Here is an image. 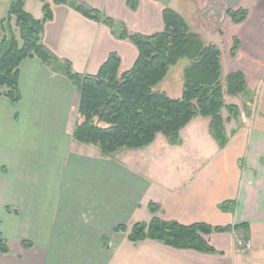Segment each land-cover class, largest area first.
Listing matches in <instances>:
<instances>
[{"label":"crops","instance_id":"0c3cea01","mask_svg":"<svg viewBox=\"0 0 264 264\" xmlns=\"http://www.w3.org/2000/svg\"><path fill=\"white\" fill-rule=\"evenodd\" d=\"M10 1L0 0V23ZM46 1L53 18L44 26L42 43L75 73L95 75L112 53L120 59L119 74L133 67L138 58L133 44L69 5ZM77 1L143 36L160 33L163 10H173L191 32L219 48L220 61L224 46L223 78L241 72L249 93L259 90L258 103L252 96V102L231 97L240 99L229 104L238 107L240 117L228 120L221 111L223 149L209 134L211 120L196 117L180 131L177 145L157 135L145 149L103 159L97 148L73 149L77 94L70 82L38 59L23 62L20 101L13 106L0 97V168L6 169L0 175V233L10 249L0 264H171L172 258L180 264H262L264 0H139L134 12L125 0ZM41 7L37 0L24 3L35 19L42 17ZM223 9H245L247 17L233 24ZM234 38L239 49L231 56ZM224 203L230 205L221 210ZM149 204L158 208L154 215ZM153 217L182 226L247 224L249 230L205 236L218 252L209 255L151 240L130 243L114 231L125 226L129 233ZM23 242L32 247L23 249Z\"/></svg>","mask_w":264,"mask_h":264},{"label":"trees","instance_id":"16d2710c","mask_svg":"<svg viewBox=\"0 0 264 264\" xmlns=\"http://www.w3.org/2000/svg\"><path fill=\"white\" fill-rule=\"evenodd\" d=\"M27 0H11L5 18L0 23V97L16 106L20 101L19 68L27 60L38 59L53 73L65 77L77 94L76 121L72 140L80 145L95 147L103 159H114L120 151L142 150L162 135L170 145L179 143V133L194 118L211 120L209 134L220 149L227 144L221 111L228 120H237L240 112L235 105H225L224 95L244 96L251 100L245 77L237 72L223 78L221 52L191 32L186 21L176 12L165 8L162 13L163 30L150 36L130 33L123 23L114 21L99 11L77 0H51L53 5H69L87 20L106 26L118 40H127L137 49L133 67L119 74L120 59L112 53L95 75L78 74L71 63L56 58L42 43L43 29L51 21V5L41 3L42 17L35 19L24 10ZM131 11H136L139 0H125ZM234 24L245 21V9L227 10ZM239 49L233 39L230 55ZM186 60L182 71L183 87L179 99H170L155 91L171 68ZM6 174L0 168V175ZM229 203L220 206L226 210ZM155 214L157 206L149 204ZM1 222V221H0ZM249 230L247 224L212 227L199 223L182 226L156 217L148 223L134 224L130 232L118 226L115 232L126 235L130 243L151 240L176 250H191L209 255L218 253L206 240L212 233ZM103 244L106 246L105 242ZM31 243L23 242V249ZM10 253L7 240L0 233V258Z\"/></svg>","mask_w":264,"mask_h":264},{"label":"rangeland","instance_id":"374dc122","mask_svg":"<svg viewBox=\"0 0 264 264\" xmlns=\"http://www.w3.org/2000/svg\"><path fill=\"white\" fill-rule=\"evenodd\" d=\"M239 10V9H237ZM227 9H223L222 13L225 12L226 14ZM227 16V15H226ZM227 19L231 21V19L227 16ZM233 23V22H232ZM234 24V23H233ZM214 27V25H213ZM215 28H212V26L208 27L209 31H213ZM5 33L0 32V39L3 38V35ZM231 50V49H230ZM221 51H222V59L221 62L225 63L226 60L228 59V53L225 50L224 46L221 44ZM230 54V51H229ZM188 64L186 60H183L179 62L176 66L170 69L167 77L164 79L162 83H160L156 88L155 91L165 93L170 99H179L182 93V87H183V80H182V71L184 67ZM241 73V72H240ZM246 82V80H245ZM247 85V84H246ZM258 96H259V90L252 94L253 101L257 104L258 103ZM239 98V97H238ZM240 102V99H232L231 97H226L225 103L227 105L229 104H235L238 105ZM95 148V147H93ZM92 147H87L83 146L80 144L75 143V146H73V149H76L78 151H83V152H93L94 149ZM126 152V150L120 151L118 155L123 154ZM78 153V152H76ZM263 255H264V246L261 248ZM167 263H169V259H166ZM171 264H180L177 260L172 258ZM264 264V258H263V263Z\"/></svg>","mask_w":264,"mask_h":264}]
</instances>
